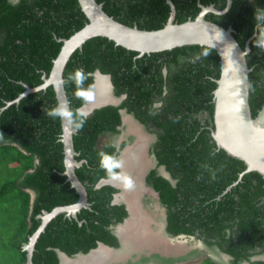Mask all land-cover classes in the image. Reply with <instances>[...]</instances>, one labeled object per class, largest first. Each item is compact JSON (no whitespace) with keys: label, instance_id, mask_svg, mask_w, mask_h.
I'll return each instance as SVG.
<instances>
[{"label":"trees","instance_id":"16d2710c","mask_svg":"<svg viewBox=\"0 0 264 264\" xmlns=\"http://www.w3.org/2000/svg\"><path fill=\"white\" fill-rule=\"evenodd\" d=\"M96 1L116 20L143 29L161 28L170 14L166 0ZM172 1L177 23L193 19L200 10L199 4H213L217 9L226 5V0ZM205 18L224 28L232 27V34L241 47L249 40L250 49L246 54L250 68L249 104L255 116L264 105V0H231L224 13L208 12ZM86 22L77 0H0V264H24L26 252L22 245L39 225L37 215L44 209L49 211L78 198L63 174L62 131L52 86L30 92L18 102H7L24 91L25 84L32 87L42 82V75L49 73L61 47V39ZM179 52L196 53L201 58L200 61L189 56L183 62L201 63L198 65L201 82L195 80L194 84H201V88L197 87L202 95L201 107L208 113L207 122H211L212 91L220 74L219 56L213 48L196 44L151 54ZM136 54L106 37L97 36L85 41L66 63L64 88L76 128L75 158L83 159L75 172L86 188L89 206L81 208L76 218L60 213L48 222L35 242L34 264H60L55 249L74 255L95 248L98 242L117 246L108 227L123 219L125 209L122 204L111 203L116 191L113 186L95 185L101 178L117 172L114 146L110 142H98V138L106 130H115L118 113L114 107L105 106L85 117L76 109L84 102L79 93L91 86L89 72L99 68L109 73L115 88L121 92L120 70L132 68ZM195 133L196 128H192L188 138L169 135L154 145L159 162L177 180L175 186L163 177L154 178V172L147 179L153 180L167 206L175 207L170 213L169 232L190 233L200 221L199 227L216 230L221 238L218 243L225 245L222 249L237 262L242 250L257 245L264 247V225H261L264 224V178L256 171L240 176L245 168L241 160L217 148L208 129L201 130V137L193 138ZM221 193L220 199H216ZM180 204L188 225L181 221L180 212L177 214ZM231 221L238 231H231L226 239L220 229L226 222L231 228ZM249 221L257 224L253 228L259 227L262 231L244 240L248 236L244 231L249 229ZM165 263L169 264L170 259H165ZM192 264L215 262L205 258ZM253 264H264V261Z\"/></svg>","mask_w":264,"mask_h":264},{"label":"flooded vegetation","instance_id":"af4514ba","mask_svg":"<svg viewBox=\"0 0 264 264\" xmlns=\"http://www.w3.org/2000/svg\"><path fill=\"white\" fill-rule=\"evenodd\" d=\"M151 56V53L136 54L133 56L132 68H121V92L115 88L109 73L96 68L88 73L92 77L90 88L79 93L84 102L76 110L85 117L105 106L114 107L119 117L115 130H106L99 134L98 142L101 138H105L108 141L104 143L110 142L114 146V167L117 168V172L109 178L101 179L117 177L113 183H108L116 189L111 203L122 204L126 215L120 222L108 227L117 241V246L98 242L103 244L104 247H102L97 243L96 247L100 249L101 259L109 261L108 264H129V262L166 264L165 259H170L169 264H192L198 256L201 257L200 260L210 258L215 264H253L264 261V247L257 245L242 250L240 259L235 262L234 257L222 249L225 245L218 243L221 238L215 227V231H210V227L208 230L205 227H199L200 221L193 225L190 233L169 232L170 213L175 210V207L167 206L160 190L156 189L153 180L148 181L147 177L154 172V178L163 177L171 186H175L177 180L171 175L167 166L159 162L154 145L157 140L167 138L169 135L188 138L192 128H196L193 138L201 137L203 129H208L211 135L214 121L212 113V121L207 122L208 113L204 107H201L202 95L197 89V87L201 88V84H194L195 80L201 82V67H198L201 63L199 61L187 64L183 62L189 56L201 61L200 56L190 52ZM98 77L104 78L103 94L96 86ZM92 95L102 96L101 99L107 98L90 104ZM231 185L227 186L226 190L230 189ZM222 194L217 195L216 199H220ZM178 208L177 214L180 212L181 221L184 225H188L182 211V204ZM234 208L236 209L237 206ZM204 215L202 212V220ZM249 222V229L244 231L248 236L244 240L262 231L259 227L253 228L257 226L256 223ZM230 223H232L231 228L226 222V225L220 229V233L226 239H229L231 231L235 233L238 231L236 225L233 226L234 221ZM209 233L214 236H209ZM160 235L163 236V240L157 239ZM140 239L143 244H140ZM153 239L160 241L158 244H161L162 249L148 250L156 244ZM113 250L119 251L112 252ZM132 253L135 255L130 258Z\"/></svg>","mask_w":264,"mask_h":264},{"label":"water","instance_id":"95a60500","mask_svg":"<svg viewBox=\"0 0 264 264\" xmlns=\"http://www.w3.org/2000/svg\"><path fill=\"white\" fill-rule=\"evenodd\" d=\"M77 1L87 22L68 37L61 39V47L52 60L49 73L42 75V82L32 87L25 84L24 91L7 102V104L18 102L30 92L52 86L62 131L60 140L64 153L63 174L78 194L75 202L56 205L49 211L44 209L37 215L40 223L22 245L26 252L24 264H34L32 255L35 242L52 218L60 213L76 218L81 208L89 206L86 188L75 172L83 159L75 158L77 152L73 145V135L76 128L72 124L63 71L71 54L92 37H106L116 45L136 51L138 55L171 50L184 45L196 44L213 48L219 56L220 74L212 91L214 128L211 136L217 148L223 149L229 156L244 163L245 168L240 176L244 172L256 171L264 178V105L255 116L252 115L248 83L250 68L246 61V54L250 49L249 40L243 48L233 36L232 27L224 28L205 18L208 12L224 13L230 7L231 0H226V5L222 9H217L213 4H199L200 10L197 15L180 23L174 21L176 9L173 1L166 0L170 6V14L166 23L157 29H143L135 24L122 23L107 14L102 3L96 0ZM116 179L117 177L101 179L96 185L113 183ZM98 246L104 247L102 243H98ZM55 250L60 264H108V261L101 259V253H98L100 249L97 247L74 255Z\"/></svg>","mask_w":264,"mask_h":264},{"label":"bare ground","instance_id":"6f19581e","mask_svg":"<svg viewBox=\"0 0 264 264\" xmlns=\"http://www.w3.org/2000/svg\"><path fill=\"white\" fill-rule=\"evenodd\" d=\"M104 80V78H102V77H98L97 78V82H96V86H97V88H98V91L99 92H102V94H103V90H104V88H105V82L103 81ZM93 96V95H92ZM91 96V97H92ZM106 96V95H105ZM101 97L102 96H98V97H96V96H93L92 97V99H91V101L89 102L90 104H92L93 102H97V101H103V100H105L106 98H102L101 99ZM104 97V96H103ZM88 98L90 99V97L88 96ZM127 151V150H126ZM130 151V150H129ZM131 152V151H130ZM133 153V152H132ZM128 154V153H127ZM141 154V153H140ZM130 155V154H129ZM133 155V154H132ZM136 156H137V154H136ZM135 156V157H136ZM133 157V156H132ZM125 158V157H124ZM129 158V157H128ZM130 159V158H129ZM127 162V161H126ZM124 164H122V166H123ZM134 165V164H133ZM127 167V166H126ZM122 168H124V167H122ZM129 168H131V167H129ZM127 170V169H126ZM125 170V171H126ZM126 240V239H125ZM130 243V242H129ZM113 252V251H112ZM118 252V251H117ZM98 253H101V252H98ZM111 253V252H110ZM103 255H105V254H103ZM112 255V254H111ZM123 255V254H122ZM119 257V256H118ZM109 262V261H108Z\"/></svg>","mask_w":264,"mask_h":264},{"label":"rangeland","instance_id":"374dc122","mask_svg":"<svg viewBox=\"0 0 264 264\" xmlns=\"http://www.w3.org/2000/svg\"><path fill=\"white\" fill-rule=\"evenodd\" d=\"M105 141H108V139H105V138H101V139H100V142H101V143H104ZM147 142H149V141H147ZM148 144H149V143H148ZM148 144H147V145H148ZM162 238H163V236L160 235V237L157 238V239H159V240H163ZM157 239H153V240H154V243H156V244H155L154 246H151V248H149L148 250H151V249H153V250H154V249H155V250H160V249H162V248H161V244H158L160 241L157 240ZM140 244H143V242H142L141 239H140ZM194 244H197V243H194ZM133 247H135V245H134ZM133 247H131V248H133ZM136 247H137V246H136ZM148 250L146 251V253L148 252ZM143 251H145V250H143ZM141 252H142V251H141ZM149 252H150V251H149ZM134 255H135V254L132 253L129 257H130V258H133ZM200 259H201V257L198 256V258H195L194 261L196 262V261H199Z\"/></svg>","mask_w":264,"mask_h":264}]
</instances>
